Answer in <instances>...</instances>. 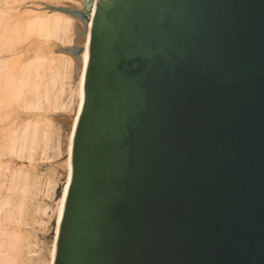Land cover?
Instances as JSON below:
<instances>
[{
    "label": "water",
    "instance_id": "obj_1",
    "mask_svg": "<svg viewBox=\"0 0 264 264\" xmlns=\"http://www.w3.org/2000/svg\"><path fill=\"white\" fill-rule=\"evenodd\" d=\"M84 2L53 264H264V0Z\"/></svg>",
    "mask_w": 264,
    "mask_h": 264
},
{
    "label": "bare ground",
    "instance_id": "obj_2",
    "mask_svg": "<svg viewBox=\"0 0 264 264\" xmlns=\"http://www.w3.org/2000/svg\"><path fill=\"white\" fill-rule=\"evenodd\" d=\"M84 0H0V264H53L59 226L71 181V153L75 128L84 102L88 62L91 3L81 71L73 78L71 56L55 53L72 47L75 27L82 22L63 12L42 9L72 7ZM64 113L68 131L61 150V183L50 208L44 199L54 191L53 179L39 177L31 164L48 161L55 131L50 114ZM45 201V200H44ZM53 213L52 233L39 247L33 228L43 229L48 210Z\"/></svg>",
    "mask_w": 264,
    "mask_h": 264
},
{
    "label": "rangeland",
    "instance_id": "obj_3",
    "mask_svg": "<svg viewBox=\"0 0 264 264\" xmlns=\"http://www.w3.org/2000/svg\"><path fill=\"white\" fill-rule=\"evenodd\" d=\"M66 8L74 9L70 6ZM64 113H52L50 114V118L52 121V125L55 131V135L53 137V148L49 151L48 156H50L48 161H37L31 164L32 169L39 177H46L49 179H53L55 182L54 191L52 192V196L49 199H44L45 202L50 208L52 207L55 199L57 198V193L61 183L63 182V176L61 174V164L63 156L58 152L61 150L62 145L64 144V136L68 131V127L66 122L63 120ZM58 145V151L56 150ZM46 222V226L42 229H39L37 226L33 228V234L35 240L39 247H45L47 242L50 239L52 225H53V213L51 209L48 210V217L43 218Z\"/></svg>",
    "mask_w": 264,
    "mask_h": 264
}]
</instances>
